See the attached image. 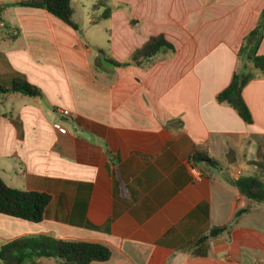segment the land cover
<instances>
[{"label":"crops","instance_id":"crops-1","mask_svg":"<svg viewBox=\"0 0 264 264\" xmlns=\"http://www.w3.org/2000/svg\"><path fill=\"white\" fill-rule=\"evenodd\" d=\"M27 1L0 0V86L23 78L42 96L0 93V178L51 202L40 223L0 214V250L46 235L110 248L92 264H264V204L233 183L264 181V74L243 90L252 124L217 99L264 0H94L104 19L73 0L79 30ZM160 35L174 50L140 65L101 57L130 63ZM198 150L217 165L191 161Z\"/></svg>","mask_w":264,"mask_h":264},{"label":"trees","instance_id":"trees-1","mask_svg":"<svg viewBox=\"0 0 264 264\" xmlns=\"http://www.w3.org/2000/svg\"><path fill=\"white\" fill-rule=\"evenodd\" d=\"M73 0H29L22 3L26 7L47 10L52 15L64 21L75 30L79 26L73 20ZM107 7L105 1L98 2L93 9ZM111 9L106 8L102 18H108ZM264 37V11L261 14L257 27L243 40L239 51V66L232 78L230 85L218 95V101L231 106L243 121L253 123L252 113L243 98L244 88L258 76L264 74V56L259 55V47ZM174 50L163 35L153 36L139 50H137L130 63H120L105 56L101 57L115 66L140 65L143 60L149 59L162 49ZM257 72V73H256ZM18 92L29 97H41L39 88L31 85L23 78H16L11 88L0 86V93ZM194 163L216 166L217 162L206 151L198 150L191 157ZM240 193L255 202L264 204V181L258 176L241 177L233 182ZM51 202V196L44 192L24 191L8 186L0 178V214L40 223L44 220L45 212ZM248 208L237 212L229 225L216 227L201 238V241L214 238L226 232L230 225L236 222ZM109 247L92 242L67 241L55 239L46 235L25 236L4 245L0 250V264H42L43 259H56L59 264H92L93 262H106L111 258Z\"/></svg>","mask_w":264,"mask_h":264},{"label":"rangeland","instance_id":"rangeland-1","mask_svg":"<svg viewBox=\"0 0 264 264\" xmlns=\"http://www.w3.org/2000/svg\"><path fill=\"white\" fill-rule=\"evenodd\" d=\"M94 0H74V3H73V6L76 8V10L78 11V15L81 17V15L83 13H86L85 16H87L88 14V11L91 9L92 5H94L96 2H93ZM96 1V0H95ZM82 18V17H81ZM97 32H101L102 33V36L100 38V40L102 41L103 39V35L105 37V33L103 31V29L101 27H92L91 29V33L92 34H96L97 35ZM98 66V64H97ZM258 164H264L262 163L261 161L258 162ZM55 262V261H54Z\"/></svg>","mask_w":264,"mask_h":264},{"label":"built area","instance_id":"built-area-1","mask_svg":"<svg viewBox=\"0 0 264 264\" xmlns=\"http://www.w3.org/2000/svg\"><path fill=\"white\" fill-rule=\"evenodd\" d=\"M63 114H64V115H69V111L65 110V111H63ZM56 128H57L58 130H60L61 132H63V133L65 132V130L62 129V127H61L59 124L56 125Z\"/></svg>","mask_w":264,"mask_h":264}]
</instances>
